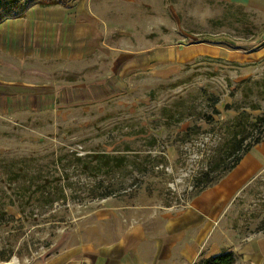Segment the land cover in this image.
<instances>
[{
	"label": "rangeland",
	"instance_id": "1",
	"mask_svg": "<svg viewBox=\"0 0 264 264\" xmlns=\"http://www.w3.org/2000/svg\"><path fill=\"white\" fill-rule=\"evenodd\" d=\"M97 11L107 21L102 42L118 46L115 68L112 50L64 62L31 43L0 45V264H60L65 254L107 247L131 227L153 229L181 210L225 144L221 123L243 105L237 83L264 75V0H104ZM154 43L179 53L202 46L190 61L165 48L158 67L123 66ZM174 100L188 116L168 124L160 108ZM94 151L127 155L134 165L92 174L81 162ZM13 171L62 186L65 199L26 200ZM263 235L264 168L232 198L204 251L239 253Z\"/></svg>",
	"mask_w": 264,
	"mask_h": 264
},
{
	"label": "crops",
	"instance_id": "2",
	"mask_svg": "<svg viewBox=\"0 0 264 264\" xmlns=\"http://www.w3.org/2000/svg\"><path fill=\"white\" fill-rule=\"evenodd\" d=\"M103 1H94V5L91 0L90 3L87 0H67L66 6L34 5L24 16L0 23V45L4 46L6 38L13 43H31V47L33 45L45 53L46 59L61 58L64 62L84 60L95 49L102 54H109L112 50L115 56L111 65L115 68L120 58L117 44L109 45L101 40L107 21L97 7ZM8 22H20L22 26L5 29L3 25ZM192 46H195L194 50ZM196 46L202 44L187 45V49L179 53V46L175 44L154 43L130 52L123 66L138 70L158 67L164 61L165 48H169L167 52L176 53V61H190L200 53ZM263 168L264 138L217 183L201 190L178 212H168L155 228L143 232L138 227H131L116 243L82 250L74 256L65 254L60 264H194L200 258L217 255L223 250H215L213 245L204 251L205 244H209L210 236L232 198ZM224 250H233L235 264H264V235L244 243L239 253H234L236 251L232 248Z\"/></svg>",
	"mask_w": 264,
	"mask_h": 264
},
{
	"label": "trees",
	"instance_id": "3",
	"mask_svg": "<svg viewBox=\"0 0 264 264\" xmlns=\"http://www.w3.org/2000/svg\"><path fill=\"white\" fill-rule=\"evenodd\" d=\"M67 4V0H0V23L6 19L24 16L28 9L34 5L45 7L66 6ZM176 84L178 83L172 84V86ZM237 86L240 90L243 105L234 107L236 113L221 123L225 144L219 148L209 167L202 173L201 185L197 194L217 183L253 145L264 138V108L261 104L264 105V75L259 79L244 78L237 83ZM216 102L217 99L213 104L215 105ZM254 110L261 111L253 115L251 111ZM160 111L162 119L168 124L181 121L188 116L183 109L177 106V100L171 101L168 105H163ZM194 128V125L188 126L182 134L185 136L190 135ZM150 139L152 142L155 140L152 135ZM149 159L148 155L146 162ZM131 162V159L124 154L94 151L89 160L81 163L92 174H114L126 169L128 165L133 166L134 164ZM12 173V179L20 183V187L25 189L24 193L27 192L26 200H30L34 194H38V197L42 196L49 204L65 199L62 186L53 189L55 188L54 185L45 178L38 181L37 176H27L24 173H19V171H13ZM194 264H235V257L232 251L223 250L217 255L200 258Z\"/></svg>",
	"mask_w": 264,
	"mask_h": 264
},
{
	"label": "bare ground",
	"instance_id": "4",
	"mask_svg": "<svg viewBox=\"0 0 264 264\" xmlns=\"http://www.w3.org/2000/svg\"><path fill=\"white\" fill-rule=\"evenodd\" d=\"M11 262V261H10ZM5 264L8 263V262H4Z\"/></svg>",
	"mask_w": 264,
	"mask_h": 264
}]
</instances>
